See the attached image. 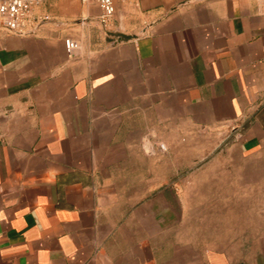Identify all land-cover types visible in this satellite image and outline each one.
Here are the masks:
<instances>
[{
  "label": "crops",
  "instance_id": "0c3cea01",
  "mask_svg": "<svg viewBox=\"0 0 264 264\" xmlns=\"http://www.w3.org/2000/svg\"><path fill=\"white\" fill-rule=\"evenodd\" d=\"M112 2L104 24L94 0H47L0 28V264H264L179 257L159 192L177 142L264 175V0Z\"/></svg>",
  "mask_w": 264,
  "mask_h": 264
},
{
  "label": "rangeland",
  "instance_id": "374dc122",
  "mask_svg": "<svg viewBox=\"0 0 264 264\" xmlns=\"http://www.w3.org/2000/svg\"><path fill=\"white\" fill-rule=\"evenodd\" d=\"M145 144L149 154L153 149ZM160 144L164 151L159 149ZM202 145L174 143L177 172L159 191L162 202L170 204L162 214L175 210L177 215L179 257L191 252L195 257L224 251L234 260L250 259L253 250H264V191L250 189L251 183L262 181L264 175L254 172L247 163L238 165L241 161L234 150L229 154L238 166H230L231 172L227 173L226 167L219 164L217 142H209L208 152ZM156 146L160 153L167 152L166 143L158 142Z\"/></svg>",
  "mask_w": 264,
  "mask_h": 264
},
{
  "label": "built area",
  "instance_id": "2783aa9c",
  "mask_svg": "<svg viewBox=\"0 0 264 264\" xmlns=\"http://www.w3.org/2000/svg\"><path fill=\"white\" fill-rule=\"evenodd\" d=\"M47 0H0V28L11 34H24L34 26L37 19L35 8ZM87 3L89 0H80ZM99 9V20L104 24L114 13L112 0H94ZM44 19H47L45 16ZM65 48L69 53L77 49V42L66 39ZM159 149L164 151V145Z\"/></svg>",
  "mask_w": 264,
  "mask_h": 264
},
{
  "label": "water",
  "instance_id": "95a60500",
  "mask_svg": "<svg viewBox=\"0 0 264 264\" xmlns=\"http://www.w3.org/2000/svg\"><path fill=\"white\" fill-rule=\"evenodd\" d=\"M110 36H114L118 39V41H127L129 39H131L132 37L131 36H126V35H123V34H120V33H108ZM240 264H244V263H240Z\"/></svg>",
  "mask_w": 264,
  "mask_h": 264
}]
</instances>
